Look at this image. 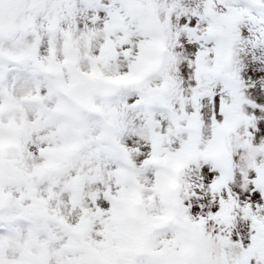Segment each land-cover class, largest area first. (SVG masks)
I'll return each mask as SVG.
<instances>
[{
	"label": "snow or ice",
	"instance_id": "6c2138e0",
	"mask_svg": "<svg viewBox=\"0 0 264 264\" xmlns=\"http://www.w3.org/2000/svg\"><path fill=\"white\" fill-rule=\"evenodd\" d=\"M0 264H264V0H0Z\"/></svg>",
	"mask_w": 264,
	"mask_h": 264
}]
</instances>
